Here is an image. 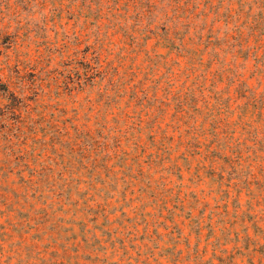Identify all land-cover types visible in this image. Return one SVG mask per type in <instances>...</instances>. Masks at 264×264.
Listing matches in <instances>:
<instances>
[{"label": "rangeland", "instance_id": "rangeland-1", "mask_svg": "<svg viewBox=\"0 0 264 264\" xmlns=\"http://www.w3.org/2000/svg\"><path fill=\"white\" fill-rule=\"evenodd\" d=\"M149 1L0 0V76L40 61L45 111L13 145L0 120V264H264V170L219 108L254 60L212 57L226 24L203 2ZM86 53L102 76L79 87Z\"/></svg>", "mask_w": 264, "mask_h": 264}, {"label": "trees", "instance_id": "trees-1", "mask_svg": "<svg viewBox=\"0 0 264 264\" xmlns=\"http://www.w3.org/2000/svg\"><path fill=\"white\" fill-rule=\"evenodd\" d=\"M136 1L140 7V14L144 13L143 4L148 10L151 9L149 0ZM192 2H197L198 5L203 2L202 14L207 15L204 12L208 8V11L214 13L215 17H222L225 21L226 30L222 37L210 27L207 39L203 41L206 48L210 47L214 59H218L221 55L220 49L222 48L220 47L226 45V51L234 53V58L239 56L247 60V58L252 57L254 60V69L251 73L252 76L256 77L257 84L252 87L246 82H240L235 89L237 98L245 99L243 104L230 109L229 100L231 98L227 97L226 100L220 102L221 106H219V108L225 109L224 111L227 114L238 113L237 121L233 124L234 127L235 125H241L248 136L246 140L251 143V145L247 143H241V145H244L246 151H248L247 159H250V162L247 166L248 170H250L249 175L251 174L253 177L254 171L251 167L253 162L259 164L260 172L264 170V0H217V4H214L212 0H190L187 4ZM182 9L184 12L187 10L185 6ZM221 9H223L222 12ZM0 11L2 12V10ZM240 20L242 21L241 24H239ZM230 23H233L232 27H229ZM242 27L247 30L246 36H244ZM3 30L4 28L0 29V34ZM229 32L232 33L231 36H228ZM201 38L202 35H200L199 39L201 40ZM251 40H253L252 45L249 44ZM90 49L92 48L89 46L88 52H90ZM83 58L85 61L79 62L83 68V73L79 74L78 71L76 72L79 87L86 84L89 76H102L99 68L90 63V57H88L87 53ZM94 60V63L97 62V58ZM39 63L40 61L37 63L29 62L23 68L16 64L10 70L8 77L3 79L0 76V120L4 121L1 126V130L5 129L2 138L4 143L13 145L12 141L14 139L17 141L24 139L28 133L34 132L36 127L40 126L44 120L45 111L43 109L38 111L35 114L36 117H34L29 108L32 102L37 103L38 96L44 90L42 87L44 78L41 77L44 67L36 71ZM26 69H28L27 73L24 72ZM49 73H52V71H49L47 75ZM215 99L222 100V96L216 93ZM250 108L251 111L248 112ZM220 112L218 110L215 115H220ZM220 120L219 118L214 119L215 125L213 127L216 137L218 136L216 131L218 125L216 122L219 123ZM234 127L230 129L229 124H227L226 130L234 133ZM54 132H56V129H54ZM237 152L241 154V149H238ZM220 154H216L218 159L229 161L228 157H221ZM240 157L239 155L236 156V158ZM253 225L258 229L259 233H263L256 222H253ZM245 238L247 240V248H249L251 243L253 244L247 261H255L254 256L256 254L258 255L256 261H264V243L260 244L258 241L251 240L249 236ZM229 258L230 256L227 257V259Z\"/></svg>", "mask_w": 264, "mask_h": 264}]
</instances>
